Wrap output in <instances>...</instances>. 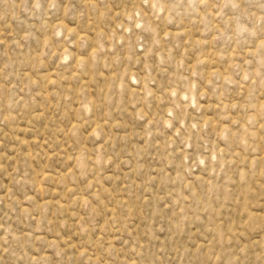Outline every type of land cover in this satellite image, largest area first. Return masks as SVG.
<instances>
[{
    "label": "rangeland",
    "instance_id": "obj_1",
    "mask_svg": "<svg viewBox=\"0 0 264 264\" xmlns=\"http://www.w3.org/2000/svg\"><path fill=\"white\" fill-rule=\"evenodd\" d=\"M0 264H264V0H0Z\"/></svg>",
    "mask_w": 264,
    "mask_h": 264
}]
</instances>
